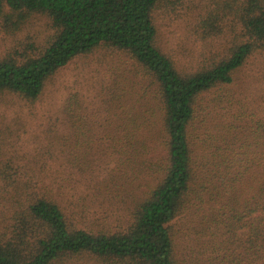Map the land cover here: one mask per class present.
Listing matches in <instances>:
<instances>
[{
    "label": "trees",
    "instance_id": "16d2710c",
    "mask_svg": "<svg viewBox=\"0 0 264 264\" xmlns=\"http://www.w3.org/2000/svg\"><path fill=\"white\" fill-rule=\"evenodd\" d=\"M183 3L0 0L5 33L38 16L52 29L0 57V95L34 102L61 69L98 48L120 50L135 65L129 88L117 80L110 91L101 135L124 156L105 177L122 189L127 226L81 227L51 189L34 190L7 165L0 180L11 204L0 228V264H199L178 248L182 216L208 236L204 264H264V0H208L199 27L217 46L188 67L163 49L156 21L159 11ZM137 86L147 96L133 101L140 111H121L116 99ZM66 111L78 113L79 101L71 97ZM87 136L78 129L76 143L90 142Z\"/></svg>",
    "mask_w": 264,
    "mask_h": 264
},
{
    "label": "rangeland",
    "instance_id": "374dc122",
    "mask_svg": "<svg viewBox=\"0 0 264 264\" xmlns=\"http://www.w3.org/2000/svg\"><path fill=\"white\" fill-rule=\"evenodd\" d=\"M207 2L184 0L175 11L169 9L157 14L159 42L183 67L197 65L211 46H217L215 41L203 39L199 27L203 5ZM51 33L50 22L45 16L34 18L14 35L0 29V57L21 41L42 40ZM251 62L253 66L257 59ZM134 66L124 52L98 48L61 69L34 102L15 93L0 95V169L8 165L17 180L28 183L36 191L41 186L51 189L62 205L70 209L79 225L88 230L116 231L130 221L128 205L119 191L122 189L105 177L121 164L124 156L115 154L110 142L101 135L108 122L105 113L109 110L110 91L117 80L129 88L128 79L132 77L129 72ZM137 79L141 82V75ZM139 96L147 97L137 86L122 100L117 102L114 98L122 105L121 111L130 107L134 114L140 111V106L133 103L140 100ZM71 97L79 101V112L73 116L66 111ZM78 129L88 131L91 143H86V137L76 143ZM70 143L72 146L66 148ZM153 147L154 152L159 151L156 145ZM81 156L82 160L78 159ZM91 158L95 162L92 163ZM84 164L89 166L86 171H82ZM4 184L0 180V228L8 223L11 204L5 198L9 188L4 190ZM195 225L190 216L177 220L178 248L185 257H197L196 262L204 264L210 251L201 242L208 236L196 230Z\"/></svg>",
    "mask_w": 264,
    "mask_h": 264
}]
</instances>
